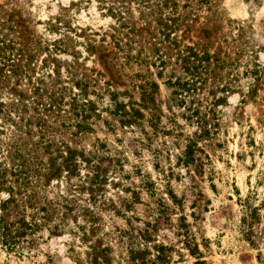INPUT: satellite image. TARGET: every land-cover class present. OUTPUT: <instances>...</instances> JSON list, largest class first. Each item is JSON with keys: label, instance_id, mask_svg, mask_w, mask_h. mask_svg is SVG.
Returning <instances> with one entry per match:
<instances>
[{"label": "rangeland", "instance_id": "obj_1", "mask_svg": "<svg viewBox=\"0 0 264 264\" xmlns=\"http://www.w3.org/2000/svg\"><path fill=\"white\" fill-rule=\"evenodd\" d=\"M17 9L39 49L0 88V200L35 226L0 264H264V0H0Z\"/></svg>", "mask_w": 264, "mask_h": 264}, {"label": "trees", "instance_id": "obj_2", "mask_svg": "<svg viewBox=\"0 0 264 264\" xmlns=\"http://www.w3.org/2000/svg\"><path fill=\"white\" fill-rule=\"evenodd\" d=\"M202 1H205V0H202ZM17 10L18 12L15 10H13L12 12H5L6 17H4L2 13H0V88L2 87V84L4 83L6 78L24 74L23 69L21 67L22 63L20 62V60H23V59H20V57L23 56V54L25 56L26 55L30 56L33 53L32 51H36V49H39V44L37 45V43L36 42L34 43V41L32 42L34 44V47H30V48L22 44V42L17 41L18 39H22L23 37L22 32H20V27L24 25V23L22 24L21 21L19 20H21L22 18L24 21H28L27 19L23 17L22 12L19 9ZM15 16H18L19 20H15L16 19ZM17 44H19V47H16ZM189 50H191V48ZM206 51L207 50H204L202 54L204 55ZM91 53H93V51H91ZM207 53L205 56L203 55L200 56L198 53L194 51L188 54L186 58L189 59V62L186 63L184 68L187 70V73L189 72L188 74L191 80L182 81L180 78H178L175 82H169L171 86L175 85L176 87L179 88V90L174 91L175 94L183 96L182 92H186V91L189 92V90L191 89V86H193V84L191 83L194 81L193 77L199 75V72L197 71V69L199 67L202 68L204 66V65L203 66L201 65V62L208 61L209 59V56L207 55ZM195 61H198L197 65H195ZM254 66L258 67L257 64H255ZM246 72L248 73V77L246 78L247 80L245 81V85L247 86V91H246V94L242 95L243 98L245 96L247 97L254 96L256 90L258 89L257 82H256L257 79L255 78V76H253L254 74L255 75L257 74L256 68L253 70H247ZM154 87L156 86L154 85ZM234 89H235L234 86L223 85L220 88V92L222 93L237 92V90H234ZM9 90L13 93L17 91L15 87H10ZM143 101H144V98H143ZM179 101L183 103V100H179ZM224 102H225V97L217 96L214 102H212V105L217 106L219 104H223ZM10 106L12 108L14 104H11ZM4 107H5L4 103L0 101V115L3 113ZM10 111L11 110H9L6 113V115H8ZM135 114L141 115L139 111H136L133 115L135 116ZM192 115H195L198 121L201 120V117L199 116V112L197 108H194L192 110ZM75 153L76 152L71 154V156L73 157ZM1 171L2 170L0 169V192L3 190H6L4 186L5 182L3 181V172ZM8 189L9 190H6V191L8 192L12 191L11 187L10 188L8 187ZM11 198L12 197L10 194L9 198L5 200H0V243L4 246H7V249L16 246L19 242V239L23 237L25 234H27V231H30L32 229L31 227L35 226V223L27 222L21 218H17L13 222L8 221L7 209H8V204L12 200ZM186 246L192 255L198 254L197 247L195 245L194 247L191 246V244H189V241L186 242ZM103 251L105 250L103 249L99 250L96 256H98L99 253L104 254ZM194 264H204V261L200 260L197 257Z\"/></svg>", "mask_w": 264, "mask_h": 264}]
</instances>
